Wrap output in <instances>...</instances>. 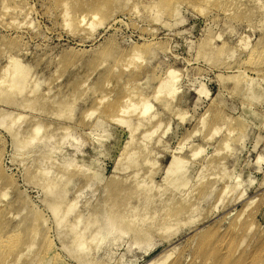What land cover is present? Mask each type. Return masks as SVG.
Returning <instances> with one entry per match:
<instances>
[{
    "label": "rangeland",
    "instance_id": "1",
    "mask_svg": "<svg viewBox=\"0 0 264 264\" xmlns=\"http://www.w3.org/2000/svg\"><path fill=\"white\" fill-rule=\"evenodd\" d=\"M162 262L264 264V0H0V264Z\"/></svg>",
    "mask_w": 264,
    "mask_h": 264
},
{
    "label": "bare ground",
    "instance_id": "2",
    "mask_svg": "<svg viewBox=\"0 0 264 264\" xmlns=\"http://www.w3.org/2000/svg\"><path fill=\"white\" fill-rule=\"evenodd\" d=\"M104 2V1H103ZM106 2V1H105ZM102 4V3H101ZM104 5V4H103ZM24 6V5H23ZM18 8V7H17ZM22 8V7H21ZM68 11V10H67ZM66 12V11H65ZM68 14V13H67ZM95 14H98V13H94V15ZM70 16V15H69ZM69 16H68V18H69ZM84 17H86V16H84ZM95 17V16H94ZM98 17L99 16H97V21H98ZM101 17V16H100ZM99 17V18H100ZM101 19H102V17H101ZM82 20H85V18H82L81 19V22H82ZM84 22V21H83ZM82 22V23H83ZM98 22H100V21H98ZM68 23V22H67ZM92 25V24H91ZM93 26V25H92ZM91 28V27H90ZM256 52H257V50H252L251 51V55L253 54H256ZM130 58V57H129ZM128 58V60H131V59H129ZM14 59V58H13ZM101 59V58H100ZM19 64H20V62H19V60L18 59H15L14 61H13V69H12V72H11V74H10V77H11V79H10V83H8V86L9 87H7V90L8 91H12L14 88H19L20 90L23 88V83H24V80H25V78H26V74L23 72V71H21V67L19 66ZM143 64V63H142ZM125 68H126V66H125ZM128 70V69H127ZM136 71V70H135ZM10 72V71H9ZM245 73V72H244ZM171 74V75H170ZM173 74H175V72L174 71H170L169 72V74H168V76L171 78V77H175V75L174 76H172ZM128 75V74H127ZM166 77L165 79L167 80V78L168 79H170L169 77ZM176 78V77H175ZM117 80H118V78H117ZM120 80V79H119ZM165 80V81H166ZM172 81V80H171ZM176 81V80H175ZM121 82V81H120ZM163 82L164 81H162V84H163ZM167 82V87L168 86H170V87H168V89H166V88H163L164 90L166 89V92H167V90H168V94H174L175 92H176V88H174V84H173V82H174V79H173V81L171 82V83H169L170 82V80H167L166 81ZM165 83V82H164ZM124 84V83H123ZM173 85V86H172ZM124 87V86H123ZM128 88V87H127ZM129 89V88H128ZM161 89V88H160ZM163 89H161V91L163 90ZM14 93V92H13ZM105 93V92H104ZM111 93V92H110ZM44 94V93H43ZM128 94V93H127ZM104 95V94H103ZM118 95V94H117ZM125 95V94H124ZM129 95V94H128ZM107 96V95H106ZM161 96V95H160ZM126 98V95H125V97H124V99ZM117 99V98H116ZM121 99H123V98H121ZM124 99H123V101H124ZM128 98H126V100H127ZM125 100V101H126ZM156 100V99H155ZM119 101V100H118ZM117 100L115 101V102H118ZM121 102L122 104L121 105H123V103L125 102ZM149 101V100H148ZM147 102V101H146ZM168 102V101H167ZM112 103V102H111ZM110 103V104H111ZM129 103V102H128ZM132 103V102H131ZM131 103H130V105L129 104H127V105H129V107H132L131 106ZM120 104V103H119ZM144 104V103H143ZM169 104V103H168ZM112 105V104H111ZM111 105H110V107H111ZM114 105H116V107H117V103L115 104H113V106L112 107H114ZM151 104H149V103H145L144 104V110L142 111V113H143V115L145 114L146 115V112H148V110H150V108H151V106H150ZM109 106V105H108ZM120 106V105H119ZM118 106V108H116L117 110L121 107H119ZM133 106H134V104H133ZM143 106V105H142ZM123 107V106H122ZM128 107V106H127ZM128 107V108H129ZM125 107H123V109H122V111H121V114L122 113H124V112H129L130 111V108L128 109V108H126V109H124ZM111 110H112V108H110ZM113 109H115V108H113ZM107 110H108V107H107ZM110 110V111H111ZM120 110H121V108H120ZM119 110V111H120ZM112 112V114H113V111H111ZM116 112V111H115ZM117 113V112H116ZM115 113V114H116ZM118 113H120V112H118ZM141 113V114H142ZM114 114V115H115ZM120 114V115H121ZM110 115H111V113H110ZM124 115V114H123ZM142 115V116H143ZM156 115V114H155ZM117 116H119V115H117ZM116 115L113 117L114 119H118V118H116L117 117ZM108 117H109V115H108ZM121 117H122V115H121ZM145 117V116H144ZM150 118V117H149ZM154 118V117H153ZM184 118V117H183ZM139 119H140V117H139ZM144 119V118H143ZM119 120H120V118H119ZM121 120H123V118H121ZM125 120V119H124ZM128 120V119H127ZM127 120H126V123H127ZM150 120V119H149ZM116 121H118V120H116ZM131 121V120H130ZM124 122V121H123ZM122 122V123H123ZM129 122V121H128ZM141 122H142V118H141ZM140 121H139V123H141ZM148 122V121H147ZM128 124V123H127ZM138 125H140V124H138ZM142 125H143V123H142ZM129 126H131V125H129ZM128 126V127H129ZM141 126V125H140ZM41 128V126L40 125H35L34 127H33V135H32V137H30V140L28 141V142H30V141H33V140H36V136H37V132L39 131V129ZM136 128H138L137 126H136ZM135 128V129H136ZM216 128V127H215ZM218 129V128H217ZM19 130V129H18ZM216 130V129H215ZM154 132V131H153ZM153 132L151 133V134H153ZM228 132V131H227ZM32 133V132H31ZM37 133V134H36ZM133 133H134V130H133ZM26 134V133H25ZM15 135H17V133L15 134ZM14 135V136H15ZM149 135V134H148ZM151 136V135H150ZM133 137V136H132ZM131 137V138H132ZM17 138V137H16ZM133 139V138H132ZM147 141V140H146ZM226 144V143H225ZM28 145V144H27ZM145 145V144H144ZM227 145V144H226ZM146 146V145H145ZM61 153H63V151L61 150ZM64 154V153H63ZM62 155V154H61ZM63 157V156H62ZM61 158V157H60ZM61 159H64V158H61ZM182 160H184V159H182L181 157H178V156H175L174 157V159L172 160V162L170 163V165H169V167L167 168V174L169 175H173V176H175V177H177L178 178V180L180 179V178H183L184 176H185V174H184V172L182 171L183 170V168H184V162L182 161ZM222 162V161H221ZM132 163V162H131ZM220 163V162H219ZM69 165H70V163H69ZM139 165V164H138ZM137 165V166H138ZM215 165V164H214ZM129 166V165H128ZM187 166V165H186ZM132 168H133V166H132ZM128 169V168H127ZM207 181V180H206ZM116 182V181H115ZM179 182V181H178ZM187 183V182H186ZM122 184V183H121ZM199 184V183H198ZM205 184V183H204ZM211 185H213V184H211ZM210 185V186H211ZM204 186V185H203ZM209 186V187H210ZM153 187V186H152ZM195 187V186H194ZM194 187H193V189H194ZM198 187V186H197ZM206 188V187H205ZM7 189V188H6ZM167 189V188H166ZM208 189V188H207ZM171 190V189H170ZM173 190V189H172ZM205 190V189H204ZM165 192H166V190H165ZM146 193V192H145ZM195 194V193H194ZM164 195V194H163ZM188 196H190V195H188ZM242 196V195H241ZM155 197V196H154ZM164 198H165V196H164ZM192 198V197H191ZM151 199V198H150ZM149 200V199H148ZM181 201H180V208L182 207L181 206V202H185V200H182V199H180ZM186 200H187V198H186ZM157 201V200H156ZM163 201V200H162ZM179 201V200H178ZM140 202H142V201H140ZM147 202V201H146ZM159 202V201H158ZM173 202V201H172ZM193 202V201H192ZM186 204H187V202H185ZM173 204V203H172ZM178 204V203H177ZM176 204V205H177ZM133 205V204H132ZM144 205V204H143ZM153 205V204H152ZM159 205V204H158ZM164 205V204H163ZM184 205V204H183ZM196 206V205H195ZM169 207V206H168ZM179 207V205L177 206V208ZM187 207V206H186ZM185 206L183 207V208H186ZM57 208H58V206H55V211L57 210ZM167 208V207H166ZM170 209H168V211H169ZM183 210V209H182ZM191 210V209H190ZM167 211V212H168ZM177 211V210H176ZM175 211V212H176ZM31 212V211H30ZM178 212V211H177ZM169 213V212H168ZM170 213H172V214H174V212H171V210H170ZM169 213V214H170ZM182 214V213H181ZM171 215V214H170ZM175 215V214H174ZM10 216V215H9ZM109 218V221H111L110 219V217H108ZM170 218V217H169ZM180 218V217H179ZM240 218V217H239ZM19 220V219H18ZM24 220V219H23ZM172 220V219H171ZM241 220V219H240ZM21 221V220H20ZM114 220H112L111 222H113ZM28 222V221H27ZM18 223V222H17ZM28 225H30V224H28ZM14 226H16V225H14ZM16 228V227H15ZM162 230V229H161ZM82 231V230H81ZM17 232V231H16ZM13 234V233H12ZM142 234H144L143 232H142ZM8 235V234H7ZM22 235V234H21ZM20 235V236H21ZM2 237V236H1ZM15 237H17V236H15ZM143 237V236H142ZM2 239V238H1ZM17 239V238H16ZM11 243V242H10ZM53 252V251H52ZM53 254V253H52ZM55 255V254H54ZM165 262V261H164ZM164 262H162V263H157V264H164Z\"/></svg>",
    "mask_w": 264,
    "mask_h": 264
}]
</instances>
